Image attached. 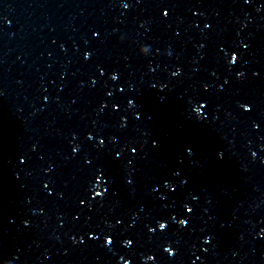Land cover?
I'll return each instance as SVG.
<instances>
[{
  "label": "clouds",
  "instance_id": "obj_1",
  "mask_svg": "<svg viewBox=\"0 0 264 264\" xmlns=\"http://www.w3.org/2000/svg\"><path fill=\"white\" fill-rule=\"evenodd\" d=\"M144 48H145V47H144ZM144 48L141 49L142 52H143V49H144ZM235 59H236V57L233 56V58H232L233 62L235 61ZM108 242L111 243V240H109Z\"/></svg>",
  "mask_w": 264,
  "mask_h": 264
}]
</instances>
